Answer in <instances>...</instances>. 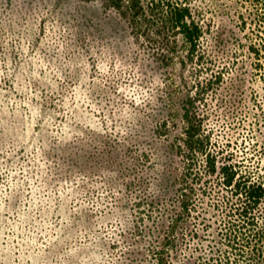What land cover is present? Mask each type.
Listing matches in <instances>:
<instances>
[{
	"label": "rangeland",
	"instance_id": "1",
	"mask_svg": "<svg viewBox=\"0 0 264 264\" xmlns=\"http://www.w3.org/2000/svg\"><path fill=\"white\" fill-rule=\"evenodd\" d=\"M187 1L244 50L264 38V0ZM166 76L100 0H0V264H157L177 188ZM195 228L187 264L220 247Z\"/></svg>",
	"mask_w": 264,
	"mask_h": 264
},
{
	"label": "trees",
	"instance_id": "2",
	"mask_svg": "<svg viewBox=\"0 0 264 264\" xmlns=\"http://www.w3.org/2000/svg\"><path fill=\"white\" fill-rule=\"evenodd\" d=\"M100 3L123 21L134 50L168 73L173 92L159 128L175 152L177 188L152 250L157 264H187L200 224L215 225L220 247L207 244L208 257L193 264H264V38L244 50L187 0Z\"/></svg>",
	"mask_w": 264,
	"mask_h": 264
}]
</instances>
